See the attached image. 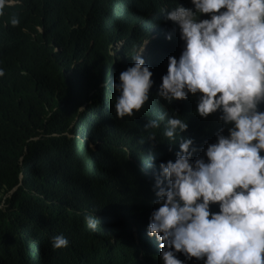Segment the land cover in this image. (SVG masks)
Segmentation results:
<instances>
[{
  "label": "clouds",
  "instance_id": "1",
  "mask_svg": "<svg viewBox=\"0 0 264 264\" xmlns=\"http://www.w3.org/2000/svg\"><path fill=\"white\" fill-rule=\"evenodd\" d=\"M159 3L142 11L129 54H112L128 36L110 46V70L122 60L103 86L105 100L110 85L115 94L107 117L123 122L128 163L144 178L139 219L129 216L132 234L115 229L103 248L75 249L74 263H107L135 243L138 264H264V0ZM18 5L0 0V9ZM80 5L44 1L31 12L35 28L46 33ZM14 15L13 26L24 21Z\"/></svg>",
  "mask_w": 264,
  "mask_h": 264
},
{
  "label": "trees",
  "instance_id": "2",
  "mask_svg": "<svg viewBox=\"0 0 264 264\" xmlns=\"http://www.w3.org/2000/svg\"><path fill=\"white\" fill-rule=\"evenodd\" d=\"M16 1L0 9V264H75V249L103 248L115 229L132 234L129 216L139 219L144 178L128 163L123 122L107 117L115 94L110 85L105 100L103 86L122 60L111 71L114 58L133 50L142 11L175 0H58L81 5L45 23L46 33L31 13L46 0ZM14 12L24 20L15 26ZM119 37L125 44L114 57ZM89 214L101 222L95 230ZM61 234L68 246L53 249ZM138 249L92 264H138Z\"/></svg>",
  "mask_w": 264,
  "mask_h": 264
},
{
  "label": "bare ground",
  "instance_id": "3",
  "mask_svg": "<svg viewBox=\"0 0 264 264\" xmlns=\"http://www.w3.org/2000/svg\"><path fill=\"white\" fill-rule=\"evenodd\" d=\"M139 15H141V14H139ZM137 19H139V18H137ZM143 19V18H142ZM140 20H141V17H140ZM135 22H137V21H135ZM135 24V23H134ZM138 25V24H137ZM136 25V26H137ZM139 28H137V30H138ZM124 30V29H123ZM134 31V30H133ZM122 32V31H121ZM124 32V31H123ZM166 33H163V37H166ZM114 41V40H113ZM106 44V43H105ZM115 52V51H114ZM123 58V57H122ZM112 76V75H111ZM110 78V77H109ZM261 107V110H264V105H261L260 106ZM161 151H163V149H161Z\"/></svg>",
  "mask_w": 264,
  "mask_h": 264
},
{
  "label": "rangeland",
  "instance_id": "4",
  "mask_svg": "<svg viewBox=\"0 0 264 264\" xmlns=\"http://www.w3.org/2000/svg\"><path fill=\"white\" fill-rule=\"evenodd\" d=\"M121 46H122V43H121ZM114 48L116 49V45L114 46ZM115 51V50H114ZM112 51V54L113 55H116V52ZM74 136H70V139L72 140ZM0 207H2V205L0 204Z\"/></svg>",
  "mask_w": 264,
  "mask_h": 264
}]
</instances>
